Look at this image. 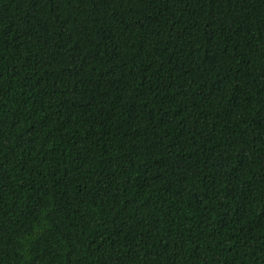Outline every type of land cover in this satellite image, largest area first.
Instances as JSON below:
<instances>
[{
	"label": "trees",
	"instance_id": "1",
	"mask_svg": "<svg viewBox=\"0 0 264 264\" xmlns=\"http://www.w3.org/2000/svg\"><path fill=\"white\" fill-rule=\"evenodd\" d=\"M0 264H264V0H0Z\"/></svg>",
	"mask_w": 264,
	"mask_h": 264
}]
</instances>
